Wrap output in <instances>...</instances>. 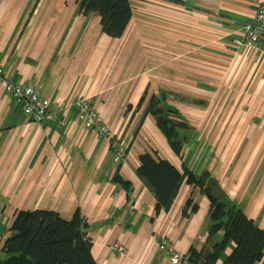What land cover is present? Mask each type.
<instances>
[{
  "label": "crops",
  "instance_id": "0c3cea01",
  "mask_svg": "<svg viewBox=\"0 0 264 264\" xmlns=\"http://www.w3.org/2000/svg\"><path fill=\"white\" fill-rule=\"evenodd\" d=\"M80 2L0 0V68L56 114L36 124L0 87V216L8 229L16 211L70 219L79 210L96 264H172L162 238L181 255L203 252L209 202L197 189L184 182L169 212L154 214L137 168L141 154L155 152L179 171L193 172L202 159L198 174L209 173L264 230V54L236 45L264 0H129L119 39L105 36ZM162 96L190 127L180 157L148 112ZM81 98L125 147L123 158L77 117ZM189 199L197 209L185 217Z\"/></svg>",
  "mask_w": 264,
  "mask_h": 264
},
{
  "label": "trees",
  "instance_id": "16d2710c",
  "mask_svg": "<svg viewBox=\"0 0 264 264\" xmlns=\"http://www.w3.org/2000/svg\"><path fill=\"white\" fill-rule=\"evenodd\" d=\"M79 11L97 15L102 33L112 39L122 37L131 19L129 0H81ZM152 101L148 112L173 154L180 157L186 146L182 133L190 127L176 109L165 104L163 96ZM139 162L137 175L154 196L156 216L169 212L184 182L209 202L205 249L199 252L191 247L183 264H264V230L212 184L209 173L196 176L186 167L179 171L155 152L141 154ZM113 181L129 192L128 182L117 175ZM196 209L192 199L187 200L183 216ZM9 231L12 235L1 246L5 256L2 264H96L86 222L79 210L70 219L52 211H16ZM231 245L230 253L225 255Z\"/></svg>",
  "mask_w": 264,
  "mask_h": 264
},
{
  "label": "built area",
  "instance_id": "2783aa9c",
  "mask_svg": "<svg viewBox=\"0 0 264 264\" xmlns=\"http://www.w3.org/2000/svg\"><path fill=\"white\" fill-rule=\"evenodd\" d=\"M255 25L243 26L241 38L236 42L238 48L245 46L246 49L260 46L264 54V2L258 7L255 15ZM0 87L5 93L15 100L17 107L36 124H43L54 121L56 114L50 110L48 100L40 99L36 92L28 86L16 83L0 68ZM77 117L86 122L88 127L95 129L101 136L109 141L110 147L114 150L117 159L125 155V147L121 145L111 131L102 123L97 111L91 105L89 99L81 98L74 104ZM159 248L165 251L172 264H183L186 260L184 255L179 254L168 240L162 238L158 244ZM113 249L120 256L125 254L124 247L113 244Z\"/></svg>",
  "mask_w": 264,
  "mask_h": 264
},
{
  "label": "rangeland",
  "instance_id": "374dc122",
  "mask_svg": "<svg viewBox=\"0 0 264 264\" xmlns=\"http://www.w3.org/2000/svg\"><path fill=\"white\" fill-rule=\"evenodd\" d=\"M188 142V138L186 141V144ZM189 153V151H188ZM206 167L205 162H203L202 159L197 161V168H195V170L193 171L195 175H199L198 174V169L202 168V170ZM203 172V171H202ZM201 172V173H202ZM12 235L11 232H9L8 226H7V221L4 220L1 216H0V264H2V262L5 259V256L1 253V246L3 245L5 239L7 237H10ZM220 236V234L217 235V237Z\"/></svg>",
  "mask_w": 264,
  "mask_h": 264
}]
</instances>
